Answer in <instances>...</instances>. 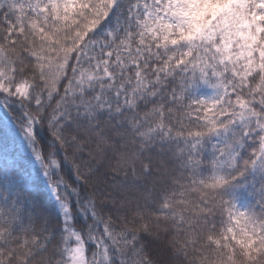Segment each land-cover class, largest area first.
I'll list each match as a JSON object with an SVG mask.
<instances>
[{
	"label": "snow or ice",
	"instance_id": "1",
	"mask_svg": "<svg viewBox=\"0 0 264 264\" xmlns=\"http://www.w3.org/2000/svg\"><path fill=\"white\" fill-rule=\"evenodd\" d=\"M0 264H264V0H0Z\"/></svg>",
	"mask_w": 264,
	"mask_h": 264
}]
</instances>
